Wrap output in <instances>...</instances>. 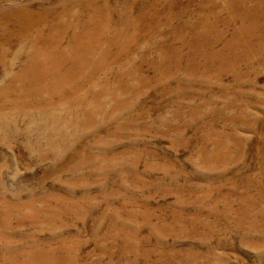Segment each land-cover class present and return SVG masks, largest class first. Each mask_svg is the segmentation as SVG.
<instances>
[{"label": "rangeland", "instance_id": "rangeland-1", "mask_svg": "<svg viewBox=\"0 0 264 264\" xmlns=\"http://www.w3.org/2000/svg\"><path fill=\"white\" fill-rule=\"evenodd\" d=\"M0 264H264V0H0Z\"/></svg>", "mask_w": 264, "mask_h": 264}]
</instances>
